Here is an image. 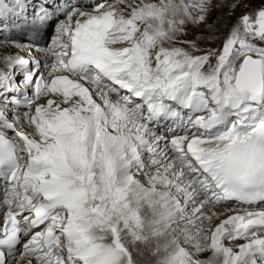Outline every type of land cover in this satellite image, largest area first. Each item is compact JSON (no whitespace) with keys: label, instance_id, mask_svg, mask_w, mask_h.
Wrapping results in <instances>:
<instances>
[{"label":"snow or ice","instance_id":"obj_1","mask_svg":"<svg viewBox=\"0 0 264 264\" xmlns=\"http://www.w3.org/2000/svg\"><path fill=\"white\" fill-rule=\"evenodd\" d=\"M133 169L209 221L215 264H264V0H0V264H116Z\"/></svg>","mask_w":264,"mask_h":264},{"label":"bare ground","instance_id":"obj_2","mask_svg":"<svg viewBox=\"0 0 264 264\" xmlns=\"http://www.w3.org/2000/svg\"><path fill=\"white\" fill-rule=\"evenodd\" d=\"M96 2L98 0H90L86 4ZM108 2L114 3L115 0H108ZM222 11L224 10H220V15L213 21L219 24L220 33L225 30V24L230 25V22L225 20ZM198 31H202L200 33L204 35L208 34L207 28H200ZM21 54L27 55V53ZM129 175V180L118 184L120 190L118 196L122 198L121 202L127 208L125 211H129L130 214L137 213L141 219L138 227L130 229L133 231L135 238L141 239L140 244L132 247L133 255H135V249L137 250L135 257L140 254L146 255V259L142 262L147 261L148 264H153L159 259L166 260L167 264H188V261L197 252V245H202L204 249H207L205 234L210 227L209 221L206 218L200 220V216L196 213L193 205L188 203L184 196L175 189L173 183L163 178L162 171L158 174L159 178L155 179L153 177L157 176V173L152 171L144 173L133 169ZM125 206L121 208L125 209ZM227 207H236V205L229 204ZM259 208H264V204H261ZM217 211H223V208H218ZM126 218L131 219V221L134 220V217L131 216ZM106 219L109 220V217H106ZM109 221L112 223L111 219ZM180 221L182 222L180 223ZM200 222H203L204 227H207V229H204V227L196 228ZM104 230L101 235L105 238L106 230ZM103 242L110 244L107 238ZM225 243L230 242L225 241ZM148 247L151 249L148 250ZM153 248L157 250L154 254L150 252L153 251ZM120 258L116 264L119 261V264L123 263L124 259ZM204 262L215 264V261L211 260V253L206 261L201 259L198 264H205Z\"/></svg>","mask_w":264,"mask_h":264},{"label":"rangeland","instance_id":"obj_3","mask_svg":"<svg viewBox=\"0 0 264 264\" xmlns=\"http://www.w3.org/2000/svg\"><path fill=\"white\" fill-rule=\"evenodd\" d=\"M220 10H222V9H214L210 13V15L208 17V23L209 24L213 23V21L216 18H218V16L220 15ZM223 10L224 11H222V12H223V16L225 17V20H228V22H230V24H231L235 20V17H232L231 19H229L225 15L227 9L224 8ZM239 11L240 10H237V15H239ZM200 28L205 29V28H207V25H200L198 27H193L191 30L190 38H195V36L203 34V33H200L202 31H198ZM195 31H196V34H195ZM121 199L122 198L120 196H118V198L114 204L112 202H109V204H108L109 213H108L107 217H109V220L111 219L113 224L108 219H105V223L103 225L104 229L106 230V231L104 230L105 231V238L104 239L107 238V240L109 241L110 244H113L116 246V248H117L116 263L118 262V259L120 257H122L124 260H123V263H121V264H148V263H146L147 261H145L144 263L142 262V260L146 259V255L140 254L139 256L135 257V255L137 254V250L135 248H133L136 251L135 252L133 250L135 255H133V252H132V247L136 244H140L141 239L135 238L134 237L135 235L132 233L133 231L130 229L138 227L139 223L141 222V219L137 215V213L136 214H130L129 211L126 212L125 210H127V208L125 205L122 204ZM122 206H125V209H122L121 208ZM130 216L134 217L133 221H131V219H129V218H126V217H130ZM182 221H180V223ZM200 227L201 228L204 227L203 222H200L198 224V226H196V228H200ZM205 228L207 229V227H204V229ZM120 242L124 245V247ZM240 242H242V241H238V243H240ZM126 249H127V255H126ZM150 249L151 248L148 247V250H150ZM150 252L154 254L157 252V250H156V248H153V251L151 250ZM209 254L210 253L206 249L203 248V250L196 252L195 255L191 257V259L188 261V264H198L201 259H204L206 261V259H208ZM203 257H205V258H203ZM119 263H120V261H119ZM154 263L155 264H167L166 260L163 261L161 259L156 260ZM204 263L208 264L207 262H204Z\"/></svg>","mask_w":264,"mask_h":264}]
</instances>
